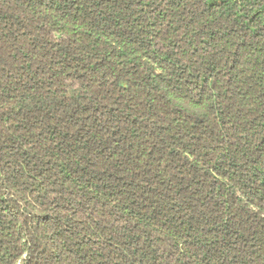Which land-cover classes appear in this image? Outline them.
<instances>
[{
  "label": "trees",
  "instance_id": "1",
  "mask_svg": "<svg viewBox=\"0 0 264 264\" xmlns=\"http://www.w3.org/2000/svg\"><path fill=\"white\" fill-rule=\"evenodd\" d=\"M0 264H264V0H0Z\"/></svg>",
  "mask_w": 264,
  "mask_h": 264
}]
</instances>
